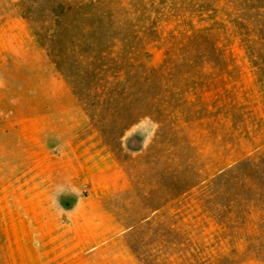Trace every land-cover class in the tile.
Segmentation results:
<instances>
[{
    "label": "rangeland",
    "instance_id": "rangeland-1",
    "mask_svg": "<svg viewBox=\"0 0 264 264\" xmlns=\"http://www.w3.org/2000/svg\"><path fill=\"white\" fill-rule=\"evenodd\" d=\"M0 8V233H66L77 264H264V0Z\"/></svg>",
    "mask_w": 264,
    "mask_h": 264
},
{
    "label": "crops",
    "instance_id": "crops-1",
    "mask_svg": "<svg viewBox=\"0 0 264 264\" xmlns=\"http://www.w3.org/2000/svg\"><path fill=\"white\" fill-rule=\"evenodd\" d=\"M5 29L0 8V65L4 62ZM46 232L38 235L34 231L5 230L0 233V264H74L78 261L76 250L79 246L66 241L68 234L50 236ZM46 239H48L46 241ZM78 244V243H77ZM76 244V245H77ZM80 244V243H79ZM62 245L65 248H58ZM87 255L79 256L83 261ZM70 260L71 263L68 262ZM77 264V263H75ZM85 264V263H78ZM92 264V263H90Z\"/></svg>",
    "mask_w": 264,
    "mask_h": 264
}]
</instances>
